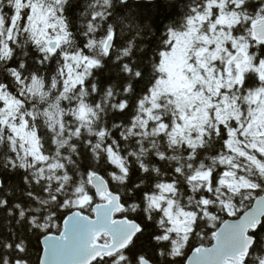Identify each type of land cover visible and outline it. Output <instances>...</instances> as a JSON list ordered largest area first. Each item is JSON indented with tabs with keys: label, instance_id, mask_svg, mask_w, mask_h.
<instances>
[{
	"label": "snow or ice",
	"instance_id": "obj_1",
	"mask_svg": "<svg viewBox=\"0 0 264 264\" xmlns=\"http://www.w3.org/2000/svg\"><path fill=\"white\" fill-rule=\"evenodd\" d=\"M0 264H264V0H0Z\"/></svg>",
	"mask_w": 264,
	"mask_h": 264
},
{
	"label": "clouds",
	"instance_id": "obj_2",
	"mask_svg": "<svg viewBox=\"0 0 264 264\" xmlns=\"http://www.w3.org/2000/svg\"><path fill=\"white\" fill-rule=\"evenodd\" d=\"M168 3L174 2V0H167Z\"/></svg>",
	"mask_w": 264,
	"mask_h": 264
},
{
	"label": "trees",
	"instance_id": "obj_3",
	"mask_svg": "<svg viewBox=\"0 0 264 264\" xmlns=\"http://www.w3.org/2000/svg\"><path fill=\"white\" fill-rule=\"evenodd\" d=\"M190 254V253H189Z\"/></svg>",
	"mask_w": 264,
	"mask_h": 264
}]
</instances>
